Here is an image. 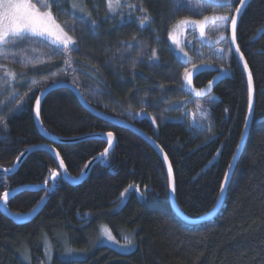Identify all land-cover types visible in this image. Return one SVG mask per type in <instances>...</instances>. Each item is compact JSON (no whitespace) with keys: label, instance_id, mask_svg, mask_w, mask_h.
I'll list each match as a JSON object with an SVG mask.
<instances>
[{"label":"trees","instance_id":"16d2710c","mask_svg":"<svg viewBox=\"0 0 264 264\" xmlns=\"http://www.w3.org/2000/svg\"><path fill=\"white\" fill-rule=\"evenodd\" d=\"M81 1L86 8L80 16L70 0H51L58 7L51 8L54 18L74 39L73 48L57 50L31 38L48 52V62L12 69L15 78L5 87L9 103L0 113V168L12 169L24 150L48 144L36 128L33 105L44 87L67 82L94 109L134 124L159 146L172 169L177 207L187 218L210 213L244 131L248 86L229 44L225 68L231 78L205 100L208 127L197 130L192 118L196 100L184 89L188 67L173 54L168 32L183 19L234 13L238 0L230 8L225 0H124L116 14L109 13L107 0ZM67 19L77 27L67 28ZM238 21L236 43L253 78V120L212 221L190 226L180 220L170 205L166 168L154 149L134 133L91 115L69 90L55 89L39 112L46 132L65 140L112 132L116 145L105 163L93 166L77 186L52 180L58 165L44 151L28 154L14 174L0 175V199L17 188L46 185L18 193L7 203L13 215H27L44 199L26 224H15L0 212V264L47 263V245L53 249L51 264H264V0H251ZM224 35L228 42V27ZM28 44L23 40L2 49L20 60ZM201 47L208 57L196 66L208 63L218 69L219 61L210 54L213 47ZM188 52L196 59L193 49ZM213 76L198 75L194 87L204 88ZM18 105L21 109L13 113ZM53 148L68 174L79 178L107 142L90 138ZM128 188L141 196L133 191L115 210ZM100 224L117 238L133 234L135 250L123 255L98 246L84 260L61 259L63 242L83 251Z\"/></svg>","mask_w":264,"mask_h":264},{"label":"rangeland","instance_id":"374dc122","mask_svg":"<svg viewBox=\"0 0 264 264\" xmlns=\"http://www.w3.org/2000/svg\"><path fill=\"white\" fill-rule=\"evenodd\" d=\"M45 2H51V0H43ZM54 1V0H53ZM70 4L72 5V9H74V12L76 14H84L85 5L81 4V0H70ZM124 0H118V3L116 0L111 5L112 11H109V4H108V11L110 14H116L118 9L122 6V2ZM32 3H37L38 7H44L45 2H38V0H30ZM68 3V2H67ZM47 4V3H46ZM69 4V3H68ZM55 8V7H54ZM58 8V7H56ZM45 10H51L47 9ZM56 10V9H53ZM58 14H61L60 9H57L55 11ZM219 16L218 14H216ZM214 15H209V20L203 25L204 28V34L201 35V29L191 23L189 24H178L175 22L174 25H172L171 29L168 32V43L171 47V50L173 54L179 59V61L186 65L187 71H190L194 68H196V64L198 61L204 62L207 59V55L204 54V52L201 50V46H208L213 47V50L210 52L214 58H216L217 62L219 61L218 67H228V61L230 57V51H229V43L227 42V39L225 37V27L224 22L219 20H213L212 17ZM71 19V18H70ZM185 20V19H183ZM192 20V19H188ZM68 21V22H67ZM181 21V20H180ZM56 23L60 25L57 20ZM66 24L67 28L73 29L77 26L70 23L69 20H64L63 24ZM146 25V22L144 23ZM228 27V26H227ZM63 29V32H66V29L61 27ZM171 34V35H170ZM67 35H69L67 33ZM70 36V35H69ZM32 40H38L39 42L45 41L50 47H54L57 50L58 49H67V48H73L75 43L68 44L67 46L64 45V43L59 42L62 40V35L58 30H54L53 36H36L31 37ZM26 43L28 44V47H25L27 50V54L25 55L24 59H18L13 55L6 56V54L3 52V46H0V113L4 111V108L9 103L6 101L5 97V87H8L9 83L13 79V68L15 69H31L33 67L42 66V64L48 62L47 55L48 52L43 49L41 46H37L34 41H28L30 39H25ZM74 41V39H72ZM193 49L195 51L196 59H192L191 56H189V49ZM30 54V55H29ZM29 55V57H28ZM7 73V74H6ZM205 100H197L194 103V109L192 110V118L194 121H196V129L197 130H206L208 127V110L205 108ZM6 109V108H5ZM21 107L18 105L16 106L13 113L19 111ZM189 114V113H188ZM135 191L138 197L141 196L140 191L134 188H128L125 190L123 195H121L119 199V203L114 208L115 210L120 209L124 204L125 200L128 198V196ZM44 200V199H43ZM43 200L40 202L42 203ZM109 235H111L112 239H109ZM120 237L117 238L116 236L112 235L109 227L106 224H100L98 226V229L94 232L93 238L90 240L89 248L81 250H76L74 248H71L69 244L66 242L62 243V250L60 253L61 259H80L84 260V258L89 254L88 251L90 249H94L98 246L108 247L112 249L113 251H117L120 254L127 255V253H130L135 250V242L133 238V234L129 232H123L119 234ZM127 237L128 240H131L132 243L128 244L127 240L125 239ZM45 253L44 256L46 257L47 263L44 264H51L52 257H53V249L45 246Z\"/></svg>","mask_w":264,"mask_h":264},{"label":"water","instance_id":"95a60500","mask_svg":"<svg viewBox=\"0 0 264 264\" xmlns=\"http://www.w3.org/2000/svg\"><path fill=\"white\" fill-rule=\"evenodd\" d=\"M204 1V0H203ZM207 2L213 3V4H222L223 2L217 1V0H205ZM251 0H246V4L239 16V18L241 17V15L243 14V12L245 11V8L248 6V3ZM239 6V5H238ZM239 20V19H238ZM239 22V21H238ZM232 40V29L231 26L229 24L228 26V43L230 44V49L232 54L235 56L236 60L238 61V64L241 65L242 70H243V74L246 77V81H247V86H248V72L244 71V63L245 61H241L240 60V53L236 52V47L238 46L237 43L235 45H233L231 43ZM207 72H210L212 74H214V78L202 89H196L194 87V82L197 78L198 75L200 74H205ZM188 76L186 78V76L184 77V89H186L187 93L196 101L197 100H207L208 97H210L213 94V91L215 90V87L217 85H219V83L221 81L224 80H229V78H231L229 72L227 71V69L225 67H219L218 69L211 65V64H202V65H198L196 66V68L190 70L187 72ZM55 89H67L69 90L72 94L75 95V97L77 98L78 102L83 106V108L89 112L91 115H94L96 118L101 119L102 121H104L105 123L109 124V125H114L116 127L119 128H124L126 130H128L129 132H131L132 134L134 133L135 135L139 136L143 141H145L148 145H150L154 151L158 154V156H160L164 167L166 168V176L168 178V188H169V199H170V205L172 210L174 211V213L176 214V216L184 221L186 224L192 226V225H198V224H203V222H207V221H212V219L214 218V216L221 210V207L224 203V199H225V194L228 188V184L229 181L232 177V173L233 170L236 166V162L238 161L239 157L241 156V154L243 153V147L246 143V139L249 133V128L250 125L252 123V116H253V105H254V87L252 89V100H251V108L249 107V102H248V112H247V116H246V122L243 128V134L241 136L240 139V143L235 151V154L233 156V159L230 162V166L227 169L226 173H228V178L227 180L224 177L223 183L225 184V190L223 192L220 191L219 194V199L216 203V205L213 207V211H211L210 213L203 215L201 218H197V219H189L187 218L182 212L181 210L178 209L177 204H176V199H175V188H174V177L172 176V187H169V175H168V170H169V162L167 159V162H165L164 159V154L161 151V149L159 148L158 145H156V143L148 136L143 134L141 131H139V129L134 125V124H130L128 122H126L123 119H119L113 116H108L107 114L102 113L101 111H98L96 109H94L91 105L87 104L82 96V94L79 92V90L77 88H75L73 85H71L70 83L67 82H54V84L49 85L47 87H44L43 90H41L37 95L40 98V104H39V112L41 109V104L44 100V98L47 96L48 93L54 91ZM248 97H249V92H248ZM34 110H33V117H34V121H35V125L36 128L39 131V134L42 136L43 139H46L47 143L46 145H40V146H35V147H31L28 148L26 150H24V153H22L16 160H15V164L12 167V169H1L0 168V175H11L14 174V172L18 169V167L23 163L24 158L32 153L35 152V150L37 151H44V152H48L50 153L54 160H56V163L58 165V173H55V176H52V180H58V178H61L63 182H65L67 185H72V186H77L80 185V183L87 178V176L91 173V169L93 168V166L97 165V164H101L103 165L107 159V157L112 153V151L114 150V146L116 145V140L115 137L113 136V140H112V145L109 146L107 143V148L109 149L108 154L107 155H99L95 158H93L88 164H86V166L83 169L82 174L80 175L79 178H74L72 177L70 174H68V172L65 169V166L63 168H61V159L59 156H57V151L53 148L54 145L57 144H67V143H76L80 140H89L91 139H98V140H105L107 142L108 137L106 134H100V135H96V136H89V137H82V138H78V139H62L59 137H54L51 134H49L48 132H46L44 130V128H42L41 125V120L40 117L39 119H36V112H37V101H35L34 103ZM51 149H54L55 151H51ZM104 153V152H103ZM64 165V163H63ZM46 188V185L43 186H36V187H29V186H25V188H17L13 191H8V192H4L8 194V198L7 200L2 199L4 197V194L2 195V198L0 199V212L4 217H8L9 219H11L15 224H26L29 220H31L34 215L36 213H38L39 209L41 208V203L37 209L35 211H33L30 214L27 215H13L7 206V203L13 199L16 194L21 193L23 191H32V192H37L40 190H43Z\"/></svg>","mask_w":264,"mask_h":264},{"label":"snow or ice","instance_id":"6c2138e0","mask_svg":"<svg viewBox=\"0 0 264 264\" xmlns=\"http://www.w3.org/2000/svg\"><path fill=\"white\" fill-rule=\"evenodd\" d=\"M38 2H43V0H38ZM114 2V0H108L109 4V11H112L111 5ZM118 3V0H116ZM233 0H225V5L229 8L232 6ZM239 6L235 7V12L228 13L225 15H214L212 17L213 20H219L224 22L225 30H227V26L230 23L231 29H232V40L231 43L233 45L236 44L237 37H236V31L238 27V19L239 16L246 4V0H238ZM54 3H47L44 5V7H38L37 3H32L30 0H0V46L9 44V43H18L20 41H23L25 39H31V37L36 36H53L54 30H58L62 35V40L59 42L64 43L65 46L68 44L74 43L72 40V37L67 35V33L63 32V29L60 28V25L56 23V19L54 18L53 12L51 10H45L51 9L53 7H56ZM148 20V17L145 16L141 19L140 23L141 26L144 25L145 21ZM209 20L208 16H204L203 19H194V20H181L178 21V24H193L201 29V35L204 34V28L203 25ZM95 22H93L94 24ZM171 35V34H170ZM57 51V50H53ZM236 52L240 53L239 46L236 47ZM153 58L156 56L155 50H153L152 53ZM240 60H244V56L241 53L240 54ZM244 71L248 72V92H249V107L251 108V100H252V89H253V78L252 74L249 71L247 62L244 63ZM7 74V73H6ZM13 78H15V74H11ZM185 76L187 78L188 74L185 73ZM37 101V112H36V119H39V104H40V98L36 97ZM153 123H155V120H153ZM107 143L109 146L112 145L113 140V133L108 132L107 133ZM51 151H55L54 149H51ZM109 149L105 148L104 153L102 155H107ZM57 156H59V153H57ZM165 162H167V156L164 157ZM61 168L64 167L63 161H61ZM56 174L53 173V176ZM169 175V187H172V169L171 166H169L168 170ZM228 173H225V179L227 180ZM225 190V184L220 185V191L223 192ZM123 195V193H122ZM8 194L5 193L4 197L2 199L7 200ZM109 239H112L111 235L108 237ZM127 240L128 244H131L132 241L128 240L127 237L125 238Z\"/></svg>","mask_w":264,"mask_h":264},{"label":"bare ground","instance_id":"6f19581e","mask_svg":"<svg viewBox=\"0 0 264 264\" xmlns=\"http://www.w3.org/2000/svg\"><path fill=\"white\" fill-rule=\"evenodd\" d=\"M246 78V77H245ZM247 82V81H246Z\"/></svg>","mask_w":264,"mask_h":264}]
</instances>
